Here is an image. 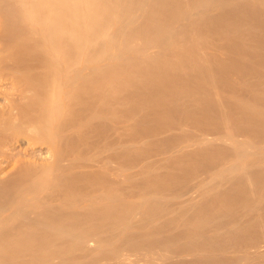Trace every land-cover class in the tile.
I'll return each mask as SVG.
<instances>
[{
  "label": "bare ground",
  "instance_id": "1",
  "mask_svg": "<svg viewBox=\"0 0 264 264\" xmlns=\"http://www.w3.org/2000/svg\"><path fill=\"white\" fill-rule=\"evenodd\" d=\"M0 79V264H264V0H0Z\"/></svg>",
  "mask_w": 264,
  "mask_h": 264
},
{
  "label": "rangeland",
  "instance_id": "2",
  "mask_svg": "<svg viewBox=\"0 0 264 264\" xmlns=\"http://www.w3.org/2000/svg\"><path fill=\"white\" fill-rule=\"evenodd\" d=\"M0 82H1V79H0ZM0 84H2V82ZM3 85L5 86V84H2V86H0V88L2 87V89H3V87H4ZM1 101H3V99H1ZM4 144L5 145L3 147L6 148V149L2 148L4 151L5 150L6 151L14 150L16 152H19L21 147H22V149L25 147L24 149L26 151H28L27 153H29L28 157H25V158H28V159L32 158V156H34V154H37V156H38L39 154L45 152V150H46V146H44L42 144H36V145H34V147L32 146L31 148H29L27 146L28 144H27L26 137H23V136H19L17 138H15L13 136H7V137L5 136ZM3 159H4V157L2 158V160ZM11 162H12V160H11ZM10 166H11L10 161H7V162L5 161V163H3V165H2V176L4 175V177H5V174L8 173L9 168H11L13 165L11 167ZM10 172H12V171H10Z\"/></svg>",
  "mask_w": 264,
  "mask_h": 264
}]
</instances>
